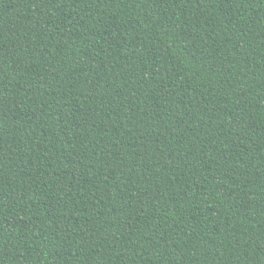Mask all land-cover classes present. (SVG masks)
<instances>
[{"label":"trees","instance_id":"16d2710c","mask_svg":"<svg viewBox=\"0 0 264 264\" xmlns=\"http://www.w3.org/2000/svg\"><path fill=\"white\" fill-rule=\"evenodd\" d=\"M0 264H264V0H0Z\"/></svg>","mask_w":264,"mask_h":264}]
</instances>
